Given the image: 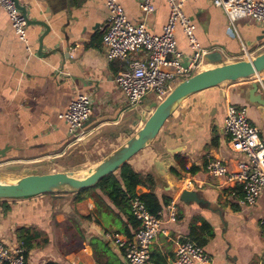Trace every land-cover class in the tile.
I'll use <instances>...</instances> for the list:
<instances>
[{"label": "crops", "instance_id": "1", "mask_svg": "<svg viewBox=\"0 0 264 264\" xmlns=\"http://www.w3.org/2000/svg\"><path fill=\"white\" fill-rule=\"evenodd\" d=\"M117 1L131 23L144 20L149 32L161 33L169 13L165 0H151L154 10L145 19L138 0ZM20 5L29 20L43 21L48 29L34 23L26 26L31 48L27 52L0 8V148L9 147L0 158V168L18 162L33 167L56 164L57 171L91 165L129 138L140 125V108L151 106L154 98L146 96L138 109L127 107L115 82L127 62L108 61L101 43L107 17L102 0H22ZM183 11L201 48L205 53L220 52L223 63L264 50V26L253 20L239 19L232 25L211 0H187ZM175 38L178 50L189 56L192 50L179 26ZM215 64L202 59L199 69ZM259 78L264 82V72L187 97L150 145L128 161L135 172L153 177L154 184L148 188L159 198L168 196L175 203L176 220L165 219L164 232L151 245L154 260L163 258L172 264L177 242L197 236L206 238L202 246L210 264H264L259 225L264 217V190L252 206H244L230 194L233 184L205 170L207 159H218L232 170L243 158L227 147L223 119L228 104L245 106L264 143V109L249 104L242 92ZM78 94L91 101L86 132L99 129L100 133L77 147L80 154L73 158L75 149L61 115ZM179 146L173 170L167 171L172 161L168 148ZM146 188L140 186L137 192ZM184 189L194 191L202 201H181ZM95 192L110 212L99 214L94 198L77 200L72 193L0 201V238L16 244L18 229L36 234L26 252L29 264H127L122 250L102 234L128 237L126 232L133 236L135 229L126 214ZM203 223L209 226V234L198 229ZM191 227L196 228L192 234Z\"/></svg>", "mask_w": 264, "mask_h": 264}, {"label": "built area", "instance_id": "2", "mask_svg": "<svg viewBox=\"0 0 264 264\" xmlns=\"http://www.w3.org/2000/svg\"><path fill=\"white\" fill-rule=\"evenodd\" d=\"M22 0H0L11 27L27 52L31 51L26 38V19L20 9ZM169 8L166 23L160 34L147 30L144 20L131 23L117 0H102L107 11L106 29L102 35V46L108 61L127 62L115 76V82L126 97L128 108H139L143 98L151 95L160 100L168 90L183 78L198 70L205 50L194 34V25L183 11L187 0H165ZM220 7L230 24L239 19H249L264 26V0H211ZM139 9L145 19L154 10L151 0H138ZM180 27L185 34L192 53L186 56L177 48L175 29ZM136 52H140L138 57ZM258 81L262 83L259 78ZM245 106L228 104L223 119V130L227 136V147L242 159L229 170L218 159H207L206 172L214 178H224L233 184L230 194L240 204L252 206L264 190V143L258 129L247 115ZM91 114V101L85 94L71 100L61 115L67 125L70 144L80 142L87 132L85 122ZM89 135V134H88ZM130 212L139 222L133 236H122L106 231L102 237L122 250L127 264H157L151 255L155 237L164 232L163 223L175 221V203L170 202L156 214L148 211L145 203L135 196L130 202ZM260 237L264 243V217L259 221ZM211 257L203 246L190 239L177 242L172 264H210ZM0 264H29L25 249L18 242L8 244L0 238Z\"/></svg>", "mask_w": 264, "mask_h": 264}, {"label": "water", "instance_id": "3", "mask_svg": "<svg viewBox=\"0 0 264 264\" xmlns=\"http://www.w3.org/2000/svg\"><path fill=\"white\" fill-rule=\"evenodd\" d=\"M20 9L27 25L34 23L43 25L46 30L48 29L43 21L29 20L23 6L20 5ZM202 58L216 62V64L202 70H196L174 84L160 100H154L151 106L140 108L139 127L130 134L127 140L99 161L76 170L55 172L43 171L41 166V169L30 165L22 169H20V166L7 167L18 172H0V201L31 198L43 194H76L81 190L95 186L104 176L116 173L131 157L150 145L165 122L187 97L205 89L217 87L224 83L236 82L264 72V50L251 58L227 63L221 62L222 56L218 51L207 52L203 54ZM242 92H244L245 100L249 104L264 109V82L254 81L249 88ZM99 133L98 129L89 134L75 144L73 150L90 143ZM8 149L7 146L0 148V158L6 156ZM181 149L180 146L168 148V154L171 156L172 161L168 165L167 171L173 170L174 157ZM159 163L160 161L156 162L155 165L158 166ZM180 200L184 202L202 201L190 189H184L181 192Z\"/></svg>", "mask_w": 264, "mask_h": 264}, {"label": "trees", "instance_id": "4", "mask_svg": "<svg viewBox=\"0 0 264 264\" xmlns=\"http://www.w3.org/2000/svg\"><path fill=\"white\" fill-rule=\"evenodd\" d=\"M153 184V177L150 174L142 175L135 172L127 162L123 164L116 173L104 176L95 186L77 192L75 199L81 200L86 197H92L96 201L97 212L99 214L108 213L111 211V208L105 203L103 197L97 194L95 191L101 192V194L107 198L115 208L126 214L128 222L136 230L139 227V222L132 216L130 212V202L135 196H138L145 203L148 211L152 214H156L160 209L171 202V198L168 196L163 195L161 198H159L151 188H148ZM140 186L147 187V190L138 193L137 188ZM198 229L209 234V226L206 223H203L200 227H198ZM194 230H196V228L191 227L189 231L190 234L194 233ZM126 234L129 237L132 236L131 233H128V231ZM35 237L36 234H29L28 230L25 228H20L17 230V241L25 249V255L27 250L32 247V240ZM185 239H190L201 246L206 240L205 237L200 239L197 236ZM155 261L157 264H168V261L163 258L161 260L155 259ZM45 264L60 263L47 262Z\"/></svg>", "mask_w": 264, "mask_h": 264}, {"label": "rangeland", "instance_id": "5", "mask_svg": "<svg viewBox=\"0 0 264 264\" xmlns=\"http://www.w3.org/2000/svg\"><path fill=\"white\" fill-rule=\"evenodd\" d=\"M149 96V95H148ZM146 97H144L143 98V100L145 99ZM75 145V144H74ZM72 146L73 148L75 147V146ZM78 154H80V153H78V149H75L73 152H72V154H71V156L73 157V158H75V156H77ZM4 167H2V168H0V172H4V171H17V170H10L9 168H7V167H10V166H20V169H22L23 167H25V166H27L25 163H20V162H18V163H11V164H9V165H3ZM32 166V165H31ZM86 166H88V165H86ZM86 166H83V167H86ZM83 167H80V168H83ZM38 168H40L41 169V167H38ZM59 168H58V166H56V164H54V165H49V167H45V166H43L42 167V170L43 171H52V172H55V171H57ZM77 169H79V168H77ZM76 170V169H75ZM63 171V170H62ZM18 172V171H17ZM16 172V173H17Z\"/></svg>", "mask_w": 264, "mask_h": 264}]
</instances>
